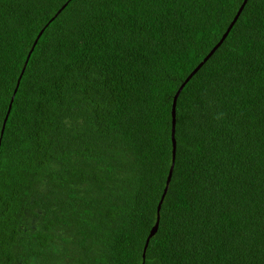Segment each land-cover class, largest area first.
<instances>
[{"label":"trees","instance_id":"obj_1","mask_svg":"<svg viewBox=\"0 0 264 264\" xmlns=\"http://www.w3.org/2000/svg\"><path fill=\"white\" fill-rule=\"evenodd\" d=\"M242 2L0 0V264H264V0L185 81Z\"/></svg>","mask_w":264,"mask_h":264},{"label":"water","instance_id":"obj_2","mask_svg":"<svg viewBox=\"0 0 264 264\" xmlns=\"http://www.w3.org/2000/svg\"><path fill=\"white\" fill-rule=\"evenodd\" d=\"M246 1H247V0H243L242 4L240 5V7L238 8L236 14L234 15L232 21H231L230 24L228 25L226 31L223 33L221 39H220V40L217 42V44H216V45H215V46L209 51V53L203 58V60H202V61H201V62H200L195 68H194V70H193V71L187 76V78L185 79V81H187V80L192 76V74H193V73H194V72H195V71H196V70H197V69L203 64V62L209 57V55H210V54L216 49V47H218V45L221 43V41L225 38V36H226V34L228 33V31L230 30L231 26H232L233 23L236 21L237 17L239 16L240 12L242 11V9H243V7H244ZM41 32H42V30L39 32V34L37 35L35 41L33 42L32 46H31V48H30V50H29V52H28V54H27V56H26V60H25V62H24V65L27 63V60H28V58H29V56H30V54H31V52H32V49L34 48V46H35V44H36V42H37V39L39 38ZM185 81L183 82V84L185 83ZM182 86H183V85H181V86L179 87V89L177 90V92L175 93L174 98H173V102H172V110H171V116H172V132H171L172 153L174 152V148H175V141H174V137H173L175 100H176V98H177V96H178V93H179L180 89L182 88ZM7 114H8V112H7ZM7 114H6V116H5V119H6V117H7ZM5 119H4V121H5ZM1 132H2V131H1ZM170 174H171V169L169 170V173H168V176H167L166 186H167V184H168V182H169ZM166 186H165V188H164V191H163V194L161 195V199H160V200H162L163 196L165 195L166 188H167ZM160 203H161V201L159 202V204H160ZM157 226H158V218H157L155 224H154V225L152 226V228L150 229L149 234H148V236H147V238H146V240H145V246H144V249H143V252H142V258H144V250H145V248H146V246H147V243H148L150 237L156 232V230H157ZM142 264H143V262H142Z\"/></svg>","mask_w":264,"mask_h":264}]
</instances>
